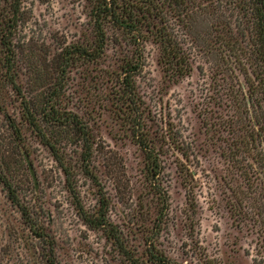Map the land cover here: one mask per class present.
Wrapping results in <instances>:
<instances>
[{
	"label": "rangeland",
	"instance_id": "1",
	"mask_svg": "<svg viewBox=\"0 0 264 264\" xmlns=\"http://www.w3.org/2000/svg\"><path fill=\"white\" fill-rule=\"evenodd\" d=\"M91 4L90 0L22 1L18 55L27 92L47 85L48 62L59 45L91 41L88 16ZM207 22H211L210 17ZM107 33L103 58L91 64L76 63L67 71L66 94L69 104L79 113L87 106L91 110L99 104L109 105L105 98L117 90V66L121 58L138 53L125 34L111 27ZM182 38L190 53L192 71L176 82L164 77L156 44L148 41L137 47L143 53L141 68L134 77L135 86L152 122L163 131L166 140L160 157L163 168L156 178V191L166 199L165 212L156 228L159 229L156 247L180 264H264L261 184L252 181L257 186L253 190L241 171L222 155L229 150L228 138L231 141L226 123L231 117L240 120L243 116L237 90L243 76L236 68L220 73V52L204 53L190 36ZM8 110L9 115L18 117L16 103ZM96 118L102 152L94 164L109 203L108 217L113 224L129 230L132 233L129 236L133 235L129 239L140 245L142 235H136V229L132 225L127 228L125 222L145 221L151 227L148 222L157 216L161 197L150 189L141 150L124 133L114 114L106 108ZM223 121L226 123L221 124ZM241 125L236 123V127ZM241 128L242 133H238L243 134ZM1 134L5 159L21 195L33 199L34 189L44 192L59 241L61 264H118L114 247L102 232L89 229L76 215L64 190L63 176L48 151L29 131L25 133L24 148L16 144L5 127ZM168 135L178 140L184 153L169 145ZM24 154L36 173L37 189ZM78 186L85 207L91 210L97 206L98 191L90 180L80 175ZM234 193L243 203L242 215H246L243 222L231 208ZM0 202L13 223L18 214L6 205L1 189ZM3 211L0 206V216ZM17 236L18 225L11 223L7 233H0L2 248L5 252L13 251L14 264H21L18 259L21 250L14 248L20 244ZM3 262H8L6 257Z\"/></svg>",
	"mask_w": 264,
	"mask_h": 264
},
{
	"label": "trees",
	"instance_id": "2",
	"mask_svg": "<svg viewBox=\"0 0 264 264\" xmlns=\"http://www.w3.org/2000/svg\"><path fill=\"white\" fill-rule=\"evenodd\" d=\"M22 1L0 0V189L6 205L18 214L13 223L9 222L7 209L0 202L4 210L0 229L7 233L10 223L18 225L15 239L20 244L14 248L21 250L18 254L21 264H61L59 241L43 190L36 192L33 188L35 197L25 198L13 182L3 150V127L11 132L19 147L25 144V133L29 131L48 151L63 176V187L76 215L89 229L102 232L114 247L118 264H180L156 247L159 234L156 228L166 209L165 197L156 191V178L163 168L161 150L166 140L163 131L152 122L134 81L143 53L137 47L148 41L158 46L163 74L168 81L176 82L192 71L183 35L190 36L204 53L222 54L220 73L235 68L240 71L243 81L237 90L243 116L240 120L231 117L227 123L221 122L226 123L231 135L229 150L222 155L241 171L253 190L257 186L252 181L258 180L259 193L264 196V0H90L91 41L59 45L48 62L47 85L32 92L26 90L25 73L18 55ZM209 17L210 23L207 22ZM110 27L125 34L138 53L121 58L117 66V90L105 98L109 105L99 104L91 110L87 106L79 113L69 104L66 94L67 71L76 63L91 64L104 57ZM15 103L18 117L8 113L10 105ZM106 108L141 150L150 189L162 200V206H157V216L148 222L151 227H147L145 221L144 224L125 222L127 228L132 225L136 229V235H142L140 245L129 239L133 238L129 230L110 221L109 203L103 193L100 172L94 164L102 152L96 117ZM237 122L242 125L236 127ZM166 138L170 146L182 152L174 136ZM80 175L90 180L98 191V205L91 210L81 199ZM233 195L232 211L243 222L246 215H242V200L235 198V193ZM262 217L264 224V206ZM2 240L0 238V264H14V252H5ZM5 257L6 263L3 262Z\"/></svg>",
	"mask_w": 264,
	"mask_h": 264
},
{
	"label": "water",
	"instance_id": "3",
	"mask_svg": "<svg viewBox=\"0 0 264 264\" xmlns=\"http://www.w3.org/2000/svg\"><path fill=\"white\" fill-rule=\"evenodd\" d=\"M24 158H25L26 163H27V166H28V168H29V171H30V174H31V177H32L33 183H34V186H35V188L37 189V185H38V184H37V177H36V173H35V171H34L33 165H32V163H31V161H30V159H29V157H28L27 154H24Z\"/></svg>",
	"mask_w": 264,
	"mask_h": 264
}]
</instances>
